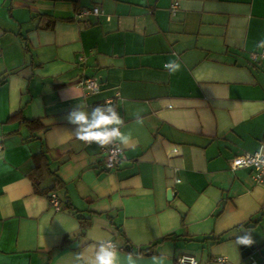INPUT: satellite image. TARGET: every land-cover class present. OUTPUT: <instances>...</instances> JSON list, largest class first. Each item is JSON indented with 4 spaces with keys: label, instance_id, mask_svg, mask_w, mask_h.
<instances>
[{
    "label": "crops",
    "instance_id": "0c3cea01",
    "mask_svg": "<svg viewBox=\"0 0 264 264\" xmlns=\"http://www.w3.org/2000/svg\"><path fill=\"white\" fill-rule=\"evenodd\" d=\"M261 40L264 0H0V264H76L109 237L122 264L161 252L165 264L249 263L234 241L257 226L264 247V187L231 163L264 142ZM105 101L134 141L113 170L110 145L79 141L65 119ZM17 114L43 128L9 121Z\"/></svg>",
    "mask_w": 264,
    "mask_h": 264
},
{
    "label": "clouds",
    "instance_id": "9594fccd",
    "mask_svg": "<svg viewBox=\"0 0 264 264\" xmlns=\"http://www.w3.org/2000/svg\"><path fill=\"white\" fill-rule=\"evenodd\" d=\"M258 48L264 49V40L257 45ZM165 70L175 74L181 70L179 59H173L164 64ZM71 95L74 96L71 91ZM75 97V96H74ZM67 122L74 126V132L71 133L76 139L82 142L95 143L99 147L109 145H119L120 150L133 146V138L130 132L122 131L124 127V118L117 110V106L111 101H105L89 111V107L84 104H77L65 117ZM137 123L143 121L137 114ZM264 143H261L255 155L259 164H264ZM240 163V160H237ZM78 227V225L76 226ZM242 235H237L234 241L237 247L251 246L254 240L250 229H242ZM140 259L133 253L126 257L127 264H137ZM167 253L161 252L152 257L153 264H165ZM76 264H122L121 253L117 243L109 238L101 239L94 245L92 253H77L75 255Z\"/></svg>",
    "mask_w": 264,
    "mask_h": 264
},
{
    "label": "built area",
    "instance_id": "2783aa9c",
    "mask_svg": "<svg viewBox=\"0 0 264 264\" xmlns=\"http://www.w3.org/2000/svg\"><path fill=\"white\" fill-rule=\"evenodd\" d=\"M179 4L178 2H175L173 5V12H175L178 8ZM101 13L100 7H94L91 10H84L82 11V14L84 15H96L98 16ZM258 55H252V58L257 60ZM261 57L264 58V49L261 53ZM80 60H83L81 58ZM83 85L87 89V91L91 93H95L99 90V84L98 81L95 78H87L83 81ZM264 143V142H263ZM1 149V146H0ZM177 152V150H175ZM255 151L254 153H247L244 155H239L235 157L231 163V168L233 170L242 169V168H249L253 172V177L256 181V183L262 187H264V164H259V162L255 159L256 155ZM123 158V150H120L119 145H110L105 151H104V167L106 170H113L115 169L119 163L121 162ZM240 160V163H237V160ZM264 159V158H262ZM178 183L181 182V180H177ZM47 197L51 203V205L54 207V209L59 212L62 210V202L58 198L56 193H47ZM261 250V249H258ZM178 261L181 264H201L198 259L192 256H181L178 258ZM215 264H245L242 262L234 263L232 262L228 257L226 256H217L214 258ZM247 264H264V259L262 261H256L252 260Z\"/></svg>",
    "mask_w": 264,
    "mask_h": 264
},
{
    "label": "trees",
    "instance_id": "16d2710c",
    "mask_svg": "<svg viewBox=\"0 0 264 264\" xmlns=\"http://www.w3.org/2000/svg\"><path fill=\"white\" fill-rule=\"evenodd\" d=\"M12 120H14V121H20L21 120V122L28 125L32 131H38V130L43 128V125L39 119H31V120L25 119L24 117H22L21 114L14 115L13 117L10 118L9 121H12ZM51 191H53V189H51L50 192ZM79 220H80L81 227L83 229H86L90 224V220H86L82 217H80ZM250 223L251 222L246 223L243 226L250 227ZM171 239H173V236L168 235V236L164 237L163 239L157 241L154 244H151L150 246H148L146 248L139 249L137 253L138 254H145V255H153L155 253L154 248L157 247V245H159L160 243H162L164 241L171 240ZM126 250H128V249H126Z\"/></svg>",
    "mask_w": 264,
    "mask_h": 264
},
{
    "label": "water",
    "instance_id": "95a60500",
    "mask_svg": "<svg viewBox=\"0 0 264 264\" xmlns=\"http://www.w3.org/2000/svg\"><path fill=\"white\" fill-rule=\"evenodd\" d=\"M242 256L245 258L246 256L252 255L253 253L260 252L264 256V247L261 250H258L257 245L254 243L251 246H244L242 245Z\"/></svg>",
    "mask_w": 264,
    "mask_h": 264
},
{
    "label": "rangeland",
    "instance_id": "374dc122",
    "mask_svg": "<svg viewBox=\"0 0 264 264\" xmlns=\"http://www.w3.org/2000/svg\"><path fill=\"white\" fill-rule=\"evenodd\" d=\"M264 211V210H263ZM262 218H264V212L262 213H260V217H258V219H262ZM257 219V220H258ZM245 229H247V228H245ZM251 231H254V229H256V231H257V226L256 227H253V228H249ZM264 259V256L260 253V252H256V253H253L252 254V256L250 257V259H248V260H250V261H252V260H256V261H262ZM247 260V261H248ZM249 261V262H250Z\"/></svg>",
    "mask_w": 264,
    "mask_h": 264
}]
</instances>
